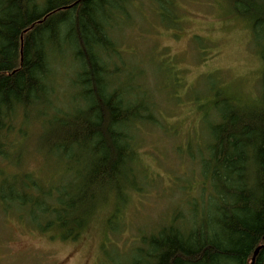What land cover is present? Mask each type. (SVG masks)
Listing matches in <instances>:
<instances>
[{"label":"trees","instance_id":"trees-1","mask_svg":"<svg viewBox=\"0 0 264 264\" xmlns=\"http://www.w3.org/2000/svg\"><path fill=\"white\" fill-rule=\"evenodd\" d=\"M128 1L0 0V160L21 164L27 144L13 159L7 147L16 135L29 139L22 126L37 120L36 149L57 160L66 180L48 188L20 172L0 186V210L63 241H78L101 207L123 204L138 189L135 136L144 124L158 123L114 60L118 15L129 18ZM225 1L249 22L264 62V0ZM66 57L76 69L75 103L53 114L56 64ZM262 86L253 106L220 100L213 108L217 117L200 164L202 194L210 196L205 211L195 202L186 223L175 214L141 240L128 264L252 263L264 245V73ZM255 264H264V249Z\"/></svg>","mask_w":264,"mask_h":264},{"label":"rangeland","instance_id":"rangeland-1","mask_svg":"<svg viewBox=\"0 0 264 264\" xmlns=\"http://www.w3.org/2000/svg\"><path fill=\"white\" fill-rule=\"evenodd\" d=\"M128 9L129 18L118 15L123 23L114 32L120 49L114 60L123 64L121 80L158 119L135 136L138 189L123 204L101 207L76 242L63 241L55 231L41 232L15 211L0 210V264H128L138 256L141 240L175 214L186 223L195 202L199 213L208 206L200 164L216 121L215 105L261 101L264 62L249 22L225 0H129ZM72 65L69 57L56 64L53 114L74 107ZM31 123V128L22 126L30 138L16 135L7 147L13 159L27 144L20 166L15 159L0 160V186L20 172L33 174L48 188L66 183L57 160L37 151L39 124Z\"/></svg>","mask_w":264,"mask_h":264},{"label":"water","instance_id":"water-1","mask_svg":"<svg viewBox=\"0 0 264 264\" xmlns=\"http://www.w3.org/2000/svg\"><path fill=\"white\" fill-rule=\"evenodd\" d=\"M263 249H264V245L256 249L251 264H255L257 256L259 255L260 251L263 250Z\"/></svg>","mask_w":264,"mask_h":264}]
</instances>
